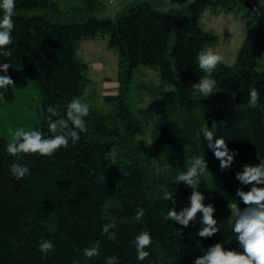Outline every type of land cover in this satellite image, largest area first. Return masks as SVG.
Returning <instances> with one entry per match:
<instances>
[{"label": "trees", "instance_id": "1", "mask_svg": "<svg viewBox=\"0 0 264 264\" xmlns=\"http://www.w3.org/2000/svg\"><path fill=\"white\" fill-rule=\"evenodd\" d=\"M163 4L136 0L115 18H99L106 9L101 0H83L68 11L57 0H16L13 43L7 49L11 56L0 55V64L12 65L7 75L14 86L0 89V117L3 107L19 99L24 85L37 96L39 122L32 131L45 138L54 135L47 109L51 106L66 118L68 104L75 98L82 102L91 84L88 65L78 56L86 39L109 37V47L117 49L120 92L105 98L108 111L89 106L87 131L51 157L10 155V140L0 127V264H106L109 257H117L118 264H193L217 243L242 252L232 214L246 207L237 190L249 191L252 185L241 184L236 173L245 165H258V154L264 158V70H258L264 54V9L258 0H195L169 12L161 10ZM208 8L246 10L255 21L236 63H221L211 73L202 71L197 60L202 50L219 43L216 34L200 25ZM141 66L159 73L160 90L174 89L172 102L134 110L129 94ZM205 76L217 82L209 97L192 88ZM252 86L259 92L256 107L249 106ZM205 126L238 152L230 169L221 171L207 148ZM194 157L208 164L199 190L205 205L214 206L220 228L210 238L197 235L202 214L188 227L165 219L173 207L180 212L190 206L193 189L176 177ZM14 163L27 167L29 174L17 180L11 173ZM165 191L172 193L174 206L162 199ZM139 208L145 214L137 221ZM109 218L116 223L114 241L102 231ZM142 231L153 239L144 261L137 259L134 243ZM42 240L53 243L47 258L39 248ZM97 244L100 255L85 257L83 250Z\"/></svg>", "mask_w": 264, "mask_h": 264}, {"label": "clouds", "instance_id": "2", "mask_svg": "<svg viewBox=\"0 0 264 264\" xmlns=\"http://www.w3.org/2000/svg\"><path fill=\"white\" fill-rule=\"evenodd\" d=\"M16 7V0H0V9L3 10V16L0 17V55L5 57L11 56L7 49L13 43L12 32L14 29L13 13ZM223 57L214 52L212 49L202 50L197 57L199 68L205 73L215 71L217 66L223 63ZM11 64H0V71L5 75L0 76V89L7 90L8 86H14V81L7 75ZM217 82L214 79L205 76L200 79V83L193 84L194 91L202 93L209 97L214 93ZM2 95V93H0ZM233 100L236 93H232ZM259 92L255 86L249 90V106H258ZM50 114L48 127L54 134L45 138L39 131H25L9 129L12 137L8 143L7 151L12 156L18 154H39L44 157L53 156L61 148H67L69 140L75 145L80 139V133L86 132L85 117L89 115V105L81 102L79 98L73 99L67 106L66 118L53 107L47 109ZM51 117H59L51 119ZM216 124H212L215 129ZM203 137L207 141V148L212 149L216 159L220 161L221 171L230 169L234 163L236 151H230L224 138L215 139L214 132L205 126L202 130ZM200 133H197L199 136ZM258 165H245L241 172L236 173V179L243 185H252L249 191L238 189L236 195L246 206L243 209H236L232 214L235 217L233 232L236 234L242 252L225 250L223 244L217 243L211 246L208 251L197 258L193 264H264V158H260ZM208 171V164L204 158L194 157L191 160V166L186 172L176 177L178 182H183L193 189L190 196V206L177 212L175 207L169 210L166 220L175 221L184 227L190 226L202 214L201 230L197 235L201 238H210L220 232L217 226L218 221L214 218L215 208L212 205H205V197L200 189V177ZM11 173L20 180L29 174V169L18 163L11 166ZM162 199L172 201L175 205V199L171 192L165 191ZM109 204H105L107 210ZM234 207V206H229ZM145 210L139 208L136 212V220L139 221L144 217ZM116 227L115 219L109 218V221L102 226V231L108 236V239L115 240L116 235L113 229ZM137 252V259L144 261L150 255L146 248L153 244L152 236L148 231H142L134 240ZM40 251L47 258L48 253L53 249V243L48 240H42L39 245ZM87 258L97 257L100 255L99 245H94L83 250ZM106 264H118L117 257H109Z\"/></svg>", "mask_w": 264, "mask_h": 264}, {"label": "rangeland", "instance_id": "3", "mask_svg": "<svg viewBox=\"0 0 264 264\" xmlns=\"http://www.w3.org/2000/svg\"><path fill=\"white\" fill-rule=\"evenodd\" d=\"M64 11L83 5V0H58ZM136 0H120L115 5L106 6L99 18H115L118 13ZM195 0H164L161 10L169 12L179 10ZM264 9V0H258ZM254 19L246 10L236 9L226 12L220 8H208L201 19V28L219 37V43L212 46L214 52L224 59L223 63L233 66L243 48L249 31L254 26ZM79 58L88 65L86 73L91 84L82 100L89 106L110 110L105 102L107 96H116L120 92L119 54L117 49L109 47V37L86 39L80 43ZM258 70H264V54L258 62ZM162 80L159 73L148 66H141L135 71L130 90V101L134 110L153 109L156 105H166L173 101L174 89L166 87L160 90ZM19 99L12 105L2 108L0 127L2 134L11 141L9 129L32 131L39 122L36 110L37 99L28 87L22 85Z\"/></svg>", "mask_w": 264, "mask_h": 264}, {"label": "built area", "instance_id": "4", "mask_svg": "<svg viewBox=\"0 0 264 264\" xmlns=\"http://www.w3.org/2000/svg\"><path fill=\"white\" fill-rule=\"evenodd\" d=\"M119 1L120 0H101V2L106 6L115 5Z\"/></svg>", "mask_w": 264, "mask_h": 264}, {"label": "crops", "instance_id": "5", "mask_svg": "<svg viewBox=\"0 0 264 264\" xmlns=\"http://www.w3.org/2000/svg\"><path fill=\"white\" fill-rule=\"evenodd\" d=\"M58 1V0H57ZM59 2V1H58ZM60 3V2H59ZM80 7V6H79ZM76 8V7H75Z\"/></svg>", "mask_w": 264, "mask_h": 264}]
</instances>
